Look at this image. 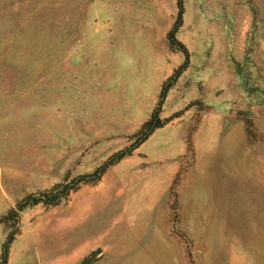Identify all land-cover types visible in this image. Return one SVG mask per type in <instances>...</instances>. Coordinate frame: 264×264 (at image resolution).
<instances>
[{
    "label": "rangeland",
    "instance_id": "1",
    "mask_svg": "<svg viewBox=\"0 0 264 264\" xmlns=\"http://www.w3.org/2000/svg\"><path fill=\"white\" fill-rule=\"evenodd\" d=\"M181 2L0 0V264H264V0Z\"/></svg>",
    "mask_w": 264,
    "mask_h": 264
},
{
    "label": "trees",
    "instance_id": "2",
    "mask_svg": "<svg viewBox=\"0 0 264 264\" xmlns=\"http://www.w3.org/2000/svg\"><path fill=\"white\" fill-rule=\"evenodd\" d=\"M176 6H177V20L175 21V25H173V28H171V30L168 33L167 37H168V40H169L170 43H176L178 46H180V44L177 42L176 38L174 37L173 32H174V27L179 23L180 18H181L182 8H183L181 0H176ZM181 49L183 51H185L184 47H181ZM118 157H120V156H118ZM104 167H105V165L102 166V169ZM97 175L95 177H97ZM17 208L19 209V206H17Z\"/></svg>",
    "mask_w": 264,
    "mask_h": 264
}]
</instances>
